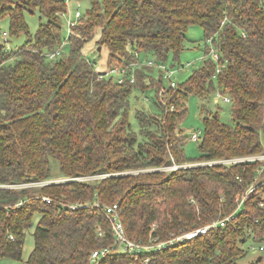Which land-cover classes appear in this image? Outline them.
<instances>
[{"label":"trees","instance_id":"1","mask_svg":"<svg viewBox=\"0 0 264 264\" xmlns=\"http://www.w3.org/2000/svg\"><path fill=\"white\" fill-rule=\"evenodd\" d=\"M88 1L66 41L65 0H0V183L51 178L53 160L62 176L73 178L0 188V257L22 259L38 213L27 264H91L92 250L116 245L112 221L100 207L71 205L99 200L118 203L128 237L144 242L234 215L205 234L149 253L117 250L101 264H144L145 255L151 264H240L248 241L264 242V159L211 161L264 154V0ZM26 11L45 17L33 35ZM5 16L9 35H28L16 49L1 43ZM191 25L213 37L219 61L204 56L171 86L161 68L146 62L185 65ZM92 39L97 51L107 50L103 70L84 52ZM66 45L68 54L47 57ZM136 61L143 64L134 68ZM117 65L127 69L122 82L108 74ZM217 88L230 97L233 122L202 104L200 155L188 158L181 123L189 96L208 99ZM145 97L149 105L132 107ZM175 162L198 164L166 168Z\"/></svg>","mask_w":264,"mask_h":264},{"label":"rangeland","instance_id":"2","mask_svg":"<svg viewBox=\"0 0 264 264\" xmlns=\"http://www.w3.org/2000/svg\"><path fill=\"white\" fill-rule=\"evenodd\" d=\"M80 3V10L82 13H84L85 9L89 5L88 0H70L67 3V10L64 16H62V32H63V38H66V35L68 34V18L72 17L78 7V4ZM26 20L28 23V28L30 30V33L33 35L38 26L40 21L44 20L45 17H40V13L35 11L34 13H31L29 11H26ZM1 27L4 30L9 29L10 27V19L9 17L5 16L1 19ZM187 37L188 41L186 42L185 50L181 54L182 62H185V64L188 66L189 63L193 62V59H195V64L188 66V67H181L180 69H177V74L175 75L176 80H184L191 71L198 67L201 63V57L204 55V47L206 46V38H204V29L200 25H191L188 28L187 31ZM9 43L7 44L10 49H16L19 46H21L25 41L28 40V35L25 33L20 34H10L9 37ZM198 43H201L200 47H198ZM97 44L98 42L95 41V39H92L87 42L84 52L88 56V58H91L92 60H95V67L97 70H103L106 66V59H107V50L106 48L100 47V51H97ZM70 51V47L68 45L63 46L61 49V55L68 54ZM210 56V55H209ZM152 58V57H150ZM148 58H146L147 60ZM171 60H173V55H171L169 61L167 62L170 64ZM178 68V66H175ZM108 70V69H107ZM219 89L217 88L214 90L208 99L199 97L197 95H190L188 99V113L185 117V119L181 123V127L185 130V132L189 135L192 131H200V133L204 132V122H203V112L201 111V105L205 104L208 109L212 112H217L219 114V118L221 121L231 123L233 122V116L231 112V103L230 101L224 100V95L219 94ZM145 99V98H143ZM141 105H149L147 99L142 101V98L140 99H133L132 101V107L136 104ZM133 119V118H132ZM198 141H190L188 138L186 139L185 143V151L188 158H197L200 155V149L198 147ZM246 157V156H243ZM187 163V162H186ZM59 164L58 161L53 160L52 161V172L53 177L51 179H59L64 180L67 179L66 177L62 176V174L58 171ZM84 177V176H81ZM84 179V178H83ZM53 196V195H51ZM39 219V214L35 213L34 219H33V225L30 229L26 231V237L25 242L23 246V254L21 260L12 259L9 257H0V264H27L26 260L33 248L34 245V237H33V231L35 226L37 225ZM253 242L256 245H259L260 241H248L246 243V249L247 254L245 256H242L238 259V262L240 264H247L252 259H255L262 256L263 262H264V250L259 249H251L250 243Z\"/></svg>","mask_w":264,"mask_h":264},{"label":"built area","instance_id":"3","mask_svg":"<svg viewBox=\"0 0 264 264\" xmlns=\"http://www.w3.org/2000/svg\"><path fill=\"white\" fill-rule=\"evenodd\" d=\"M70 0H65L66 4ZM66 11L61 12L60 15L64 16ZM83 17V13L80 10V4H78V7L74 13V15L70 18H68V34L66 35V41L68 40L69 34L71 33L73 27L79 23V20ZM9 34L7 30H4L1 34V43L5 46L6 50H12L9 48L7 45L9 43ZM206 42L210 44V50L208 53L202 55L199 57V59L204 58L206 55H210L214 60L219 61V53L217 49L213 45V37H207ZM61 47L48 52L46 55L48 58H56L61 54ZM195 63V59H193V62L189 63L188 66L193 65ZM143 64L142 62L136 61L133 62L131 65L135 68L138 67L139 65ZM146 64L155 66L157 68H161L164 71V76L169 82L171 86H176V80H175V75L177 74V69H180L181 67L178 65V68L176 67H170L164 63L158 62L154 59H148ZM188 67L186 64L182 65V67ZM221 66L218 65L217 71H220ZM108 74H112L118 82H122L125 79V76L127 74V69L123 66L117 65L113 67L112 69L109 70ZM130 79L131 81L135 80V76L133 73L130 74ZM166 93V89L162 88L161 89V94ZM145 99L148 98L145 97ZM224 100L230 101V97L228 95L224 96ZM201 138V133L200 131H192L188 135V139L190 141H199ZM254 159H264V154L260 155H253V156H246V157H235V158H228V159H223V160H216V161H211L217 162V163H234V162H240V161H248V160H254ZM198 163H173L172 165L166 167L169 169H174V168H180V167H188L191 165H195ZM87 179L89 177H77L76 179ZM68 180H73V178H67L64 180H59V179H51L47 178L45 180H29L25 182H17V183H0V188H23V187H32V186H41V185H46L50 183H58V182H63V181H68ZM263 182L259 184L253 185L249 191L257 189ZM260 192V191H259ZM42 200H47L51 201L52 197L48 195H43ZM22 201L18 202L17 205H20ZM259 204L261 206H264V193L261 194V198L259 201ZM88 205H93L96 207H100L102 211L106 214L108 219L112 221V229L114 232V238H115V244L116 245H109V246H103L100 248H96L92 250L91 255H90V263L91 264H101L106 258L111 256L113 253L117 252V250L134 254V253H139V252H145L149 253L151 251H158L164 247L173 245L177 242H181L186 239H191L194 238L198 235L205 234L209 229L218 226V225H224L225 222L229 219H232L234 217L233 214L227 216L226 218L215 220L207 225L199 226L195 229L180 233V234H175L171 233V235L167 239H159L157 235H153L149 238L148 242H144L141 240H133L128 237L124 224L121 220V216L119 213V205L118 203H113V204H106V203H101L99 200H95L93 203H75L72 204L71 207L75 208L76 206H88ZM155 225V224H154ZM155 227V226H154ZM99 235H103V231L99 230ZM9 238L14 239V236L12 234H9ZM250 248L251 249H259V250H264V242L260 243L259 245H256L255 243L251 242L250 243ZM150 256L145 255L144 256V264H151L150 263Z\"/></svg>","mask_w":264,"mask_h":264},{"label":"water","instance_id":"4","mask_svg":"<svg viewBox=\"0 0 264 264\" xmlns=\"http://www.w3.org/2000/svg\"><path fill=\"white\" fill-rule=\"evenodd\" d=\"M99 49H100V47H99ZM258 259L261 260V259H262V256L260 255V256L258 257Z\"/></svg>","mask_w":264,"mask_h":264}]
</instances>
